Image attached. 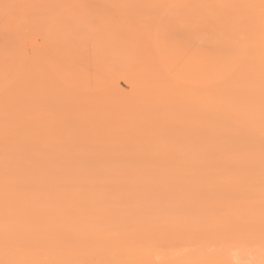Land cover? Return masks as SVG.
<instances>
[{
  "label": "rangeland",
  "instance_id": "374dc122",
  "mask_svg": "<svg viewBox=\"0 0 264 264\" xmlns=\"http://www.w3.org/2000/svg\"><path fill=\"white\" fill-rule=\"evenodd\" d=\"M263 163L264 0H0V264L113 239L209 261L198 226L217 195L264 202ZM153 221L194 230L136 241ZM238 240L233 264H264Z\"/></svg>",
  "mask_w": 264,
  "mask_h": 264
},
{
  "label": "bare ground",
  "instance_id": "6f19581e",
  "mask_svg": "<svg viewBox=\"0 0 264 264\" xmlns=\"http://www.w3.org/2000/svg\"><path fill=\"white\" fill-rule=\"evenodd\" d=\"M245 145L248 149H251L249 142H245ZM259 169L260 168H258V171H260V178H258V181L260 182V180H263L264 178V171ZM221 177L223 178V175H221ZM251 199L252 196L240 200L239 197L235 196V192H229L225 195L216 196V199H214L217 203L215 206L216 211L212 221L209 222V219L203 220V222L200 223V226H198V231L200 232L206 229V232L203 234L206 241L201 243V247H199L197 251V253H199L197 261L202 262L205 259V257L200 255H207L211 257V260L197 264H233L231 261L232 259L228 257L227 250L228 244L231 243L229 241L232 239H241L238 241L248 243L264 242V202H259L260 204L247 207ZM241 203H244V207H247L245 211H240L237 208V206ZM222 214L230 216L231 219L234 220L233 223L235 220L241 221L240 228L238 230L235 228H227L225 231L219 229V225L222 223ZM161 227V224L153 221L149 226H147V228L143 229V234L138 237L136 241L150 238L149 234L152 230L154 237L148 240V242L151 243L155 240L165 242L168 239L185 235L187 232L194 230L190 225H177L163 229H161ZM81 235L83 234L72 232L69 234V237L72 240H75L80 238ZM17 251L19 250L17 249ZM133 251V249H127V246L125 243L121 242V240L113 239L110 248L104 249L95 255H74L69 251H63L53 256L50 261L42 262L41 259L38 258L37 254H33L28 264H53L55 261H59L61 264H83L84 260L91 263L93 259L95 264H160V262L155 260L153 253H149L143 258L136 259L132 258ZM3 253L11 254L9 250H5ZM19 254L20 253L14 254L12 258L17 259V255ZM193 255L194 254H192V257ZM5 261L8 262L10 260ZM181 261L184 263L183 260ZM181 261L173 260L167 264H182Z\"/></svg>",
  "mask_w": 264,
  "mask_h": 264
}]
</instances>
